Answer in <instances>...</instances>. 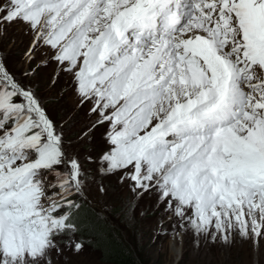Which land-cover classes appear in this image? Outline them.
I'll list each match as a JSON object with an SVG mask.
<instances>
[{"label":"snow or ice","instance_id":"obj_1","mask_svg":"<svg viewBox=\"0 0 264 264\" xmlns=\"http://www.w3.org/2000/svg\"><path fill=\"white\" fill-rule=\"evenodd\" d=\"M17 20L110 121L108 170L131 167L134 191L156 187L198 233L264 235V0H0V25ZM84 192L62 133L0 59V264L82 250Z\"/></svg>","mask_w":264,"mask_h":264},{"label":"rangeland","instance_id":"obj_2","mask_svg":"<svg viewBox=\"0 0 264 264\" xmlns=\"http://www.w3.org/2000/svg\"><path fill=\"white\" fill-rule=\"evenodd\" d=\"M35 38L36 32L20 20L0 25V59L37 95L62 133L68 158L79 161L82 201L100 216L119 222L126 241L148 264H264V235L244 237L237 231L225 241L220 234L213 239L198 233L189 219L191 210L184 217L177 215L175 201L169 207L156 187L134 191L126 175L131 167L108 170L102 157L112 147L107 135L110 121L98 123L101 111H92L96 98L82 97L73 73L65 70L67 62L54 59L56 50L43 40L34 43ZM77 236L76 232L75 240ZM60 247V254L51 253V264H101L89 246L79 252L63 243Z\"/></svg>","mask_w":264,"mask_h":264},{"label":"trees","instance_id":"obj_3","mask_svg":"<svg viewBox=\"0 0 264 264\" xmlns=\"http://www.w3.org/2000/svg\"><path fill=\"white\" fill-rule=\"evenodd\" d=\"M81 201L77 219L79 222L78 239L84 247L89 246L101 264H148L138 250L132 248L123 236L122 230L112 220L100 216L96 210ZM134 243V241H131Z\"/></svg>","mask_w":264,"mask_h":264},{"label":"bare ground","instance_id":"obj_4","mask_svg":"<svg viewBox=\"0 0 264 264\" xmlns=\"http://www.w3.org/2000/svg\"><path fill=\"white\" fill-rule=\"evenodd\" d=\"M104 162V161H103ZM107 163V162H106ZM119 170V169H118ZM121 170V169H120Z\"/></svg>","mask_w":264,"mask_h":264}]
</instances>
